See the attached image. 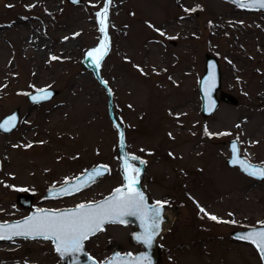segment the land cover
I'll return each instance as SVG.
<instances>
[{"label": "rangeland", "instance_id": "rangeland-1", "mask_svg": "<svg viewBox=\"0 0 264 264\" xmlns=\"http://www.w3.org/2000/svg\"><path fill=\"white\" fill-rule=\"evenodd\" d=\"M103 2L0 0V118L16 107L22 117L11 133L0 132L2 222L28 213L15 199L19 191L32 193L33 208L57 209L95 200L123 180L106 90L81 63L99 47L96 13ZM108 8L110 49L101 75L126 148L144 161L140 180L149 201L171 211L156 264H262L253 245L230 233L264 224V180L225 160L234 138L242 155L264 164V11L224 0H109ZM35 38L48 45L40 49ZM67 39L73 45L59 58ZM207 53L220 67L217 93L230 92L237 102L220 100L204 117L197 82ZM42 87L59 92L31 103L26 93ZM99 162L110 170L88 188L42 198L48 187ZM133 229L107 224L85 246L97 260L113 246L135 252ZM57 263L50 240L0 241V264Z\"/></svg>", "mask_w": 264, "mask_h": 264}, {"label": "snow or ice", "instance_id": "snow-or-ice-1", "mask_svg": "<svg viewBox=\"0 0 264 264\" xmlns=\"http://www.w3.org/2000/svg\"><path fill=\"white\" fill-rule=\"evenodd\" d=\"M254 3L260 8H264V0H254ZM241 6H245L241 0ZM107 3L101 12L97 13L100 24V31L104 33V40L101 41L100 47L88 52V56L93 58L96 67H99L100 61L106 55L107 51ZM163 35V33H161ZM53 59H56L53 57ZM214 74L210 75L205 81L206 93L213 86ZM42 95L33 96V101L38 99H47L50 95L45 90H41ZM214 105L209 103L208 110L211 111ZM15 117L5 121L4 125L7 130L8 125H13ZM122 136V134H121ZM233 163H240L242 170L248 175L264 178V169L249 165L246 161L239 160L236 156V145H232ZM131 159L135 160L136 157ZM143 163V161H140ZM107 168L96 169L88 176V181H94L96 177L103 175ZM124 179L126 184L124 188L114 190L115 194L111 199L100 204H80L75 209L65 212L51 211L39 212L34 216L28 217L22 223L17 224H0V239H11L14 236L42 238L52 241L55 251L61 256L79 253L83 250V242L89 239L98 231L103 230L106 223H124V217L136 216L141 221L143 232L135 236V239L146 246L151 247L154 238L160 231L161 211L163 204L159 201L155 206L149 208L145 202L143 193L137 190L139 169L133 167L128 160L124 162ZM80 183L71 189L65 187L61 191L65 195L80 191L88 182ZM67 184V181L65 182ZM201 212L205 210L200 209ZM205 215H209L205 212ZM212 220H218L216 216L209 215ZM238 239L253 243L264 259V230L252 231L241 235ZM90 259V258H89ZM137 264H151L147 256L138 258Z\"/></svg>", "mask_w": 264, "mask_h": 264}, {"label": "water", "instance_id": "water-1", "mask_svg": "<svg viewBox=\"0 0 264 264\" xmlns=\"http://www.w3.org/2000/svg\"><path fill=\"white\" fill-rule=\"evenodd\" d=\"M69 2L73 3V4H79L81 3L82 0H68ZM232 3L237 4L238 6H241V0H228ZM108 2L109 0H104V3L102 5V7L97 11L101 12L106 3H107V9H108ZM242 2L244 3L245 6H241L244 7L246 9L249 10H254V9H259L260 7L258 5H256L254 3V0H242ZM264 10V8H261ZM96 13V17H97V26L100 32V40H99V46L101 44V41L104 40V33H102L100 31V24H99V18L97 16ZM107 22H108V10H107ZM106 33H107V51L106 54L108 52L109 46H110V36L109 33L107 31V26H106ZM105 57V55H104ZM103 57V58H104ZM103 60V59H102ZM102 60L100 61V64L102 62ZM81 63L82 65H84L86 68L90 69L95 77V79L98 81V83L104 87L106 89L107 92V111H108V115L109 118L111 119L113 125L117 128L118 131V144H117V157L119 159V167L120 170L122 171L123 174V182L117 186L116 188H114L111 192H109L108 194L104 195L101 198H98L96 200L90 201V202H85L83 204H89V203H94V204H100L105 202L106 200H109L112 198V196L115 194L114 190L117 188H124V185L126 184V181L124 179V162L125 160H128V162L133 165L134 163L137 164V167L139 169V177H138V183L136 185V188L138 191H140L141 193H143L144 197H145V202L147 204V206L149 208H151L152 206L156 205V202H150L148 200L147 194H146V188L145 185L141 182L140 178L143 172V167H144V162L140 163V161H143L141 157H138L134 154H130L127 149H126V144H125V139H124V130L122 125L117 121L116 116L114 114V110H113V102H112V92L110 90V87L108 86V84L104 81V79L101 76V72H100V64L99 67H96L95 63L93 62V58L88 56V53H84L81 57ZM214 74V81H213V86L210 88V90L206 93L205 89H206V85H205V81L209 78L210 75ZM220 87V68L218 65V61L217 58L214 55L211 54H205V65H204V71L203 74L201 75V77L198 80V91H199V96H200V111L201 114L203 116H208L210 114H212L215 109L218 106L219 103V98L221 100H224L228 103H232L235 104L237 102V98L226 91H221L219 94V98L217 97V89H219ZM41 90H45L46 93H49L50 95L48 96L47 99L52 98L54 95H56L58 93L57 89L54 88H40L38 90L32 91V92H28L27 93V98L31 101V102H39V101H43V100H47V99H38L37 101H33L32 97L33 96H39L42 95L44 93H42ZM211 103L214 105V107L212 108L211 111L208 110L209 108V103ZM12 117H15V120L13 122V125H8L7 126V130H5V127H0V131L4 132V133H9L11 132L17 125L18 120H19V109L15 108L13 109L11 112L7 113L6 115H4L1 119H0V125H4L5 121L10 120ZM122 134V136H121ZM235 144L236 145V156L239 160H243L246 161L249 165L255 166L257 168H261L264 169V165L258 162H252L249 159H247L245 156L240 154V150H239V144L237 142L236 139H231L228 141V148H229V157L226 159V164L229 167H238L239 170H241L243 173L247 174L245 171L242 170V167L240 165V163H233V151H232V145ZM132 157H136L135 160L131 159ZM107 168V171L103 173V175L96 177L95 179L104 176L105 174L108 173L109 171V167L105 164L102 163H98L95 164L94 166H90L86 169L83 170V172H81L80 174L76 175L74 178L67 180V184L65 182L57 185V186H53L48 188L45 193L43 194V198L45 199H52V198H60L63 196H68L65 195L61 189L62 188H69L71 189L72 187H74L77 184L80 183H84L85 181H88V176L89 174H91L94 170L96 169H103V168ZM248 175V174H247ZM251 176V175H249ZM254 177V176H252ZM256 179H260L263 180L264 178L262 177H254ZM93 181H88L84 187L81 188V190L87 188L90 184H92ZM79 191H75L72 194H75ZM69 194V195H72ZM16 199L17 201L23 206V207H27L30 208L32 205V195L31 194H23V193H18L16 195ZM82 204V203H81ZM80 205V204H78ZM77 205L74 206H70V207H65V208H60V209H50V208H42V209H36V208H32L30 209L29 213L23 217H20L18 219H14V220H8V221H0V224H17V223H22L24 220H26L28 217L30 216H34L37 213L43 211V212H51V211H61V212H65L68 210H72L75 209ZM169 209L163 205L162 211H161V223H160V231L158 233V235H156V237L153 240V243L151 245V247L144 245L143 243L137 241L135 239V236L138 234H141L143 232V228L141 227V221L138 217L136 216H127L124 217L125 222L124 223H119V224H130L134 227V230L132 231L130 238L132 240V242H134L135 244H138L140 246V249L137 250L136 252L132 253L130 251L127 252H121L118 250L117 247L113 246L111 247L110 250V254L105 257L104 259H102L101 261H98L96 258H94L86 249L85 247V242H83V250L82 252L79 253H73V254H68L65 256H61L60 254H58L55 251L54 245L52 243L53 249L55 251V253L57 254L58 258H59V263L58 264H137V260L140 257L143 256H147L150 261L151 264H156V260H157V241H158V237L160 236V234L162 233V231L165 229L166 224L170 222V213L168 211ZM107 224V223H106ZM260 230H264V224L262 225H257V226H250L244 229H234L231 234L233 235V237H235L236 239H238L239 236L247 234L249 232L252 231H260ZM12 238H26V237H22V236H14ZM11 238V239H12ZM29 239H42V238H30ZM4 240H8V239H0V241H4ZM241 240V239H238ZM243 242H248L251 243L249 241H245V240H241ZM253 244V243H251ZM253 246L256 248V246L253 244ZM257 249V248H256ZM257 252L262 260V263L264 264V259H262L261 253L258 251ZM90 258V259H89Z\"/></svg>", "mask_w": 264, "mask_h": 264}, {"label": "bare ground", "instance_id": "bare-ground-1", "mask_svg": "<svg viewBox=\"0 0 264 264\" xmlns=\"http://www.w3.org/2000/svg\"><path fill=\"white\" fill-rule=\"evenodd\" d=\"M23 26H17L16 27V30H18V28H22ZM35 34H37L36 32H35ZM34 34H32V35H30V38L32 37L33 39H34ZM29 39V38H28ZM68 40V42H67V46L68 47H66V48H64V47H62V48H60V49H58L57 51H56V53H58V57L59 58H62V55H63V53L64 52H68L69 51V48H70V46L71 45H73L72 44V41H71V39H67ZM58 41H55V42H53V45H54V43H57ZM35 43L38 45V46H40V49H42L43 47H46V45H48V42H46L45 44H43V42H41L40 41V39H38V38H35ZM49 43H52V42H49ZM59 43V42H58ZM45 45V46H44ZM96 48H98V46L96 47ZM95 48V49H96ZM28 50H27V48H26V45H25V43L23 42V40H21V52H22V54L25 56L28 52H27ZM44 53H46V52H42V51H40L39 52V55H42V54H44ZM50 53V52H49ZM23 55H21V57H22V59H24V56ZM28 64V63H27ZM133 167H135V165L133 166ZM169 211V210H168ZM169 213L171 214V211H169Z\"/></svg>", "mask_w": 264, "mask_h": 264}]
</instances>
